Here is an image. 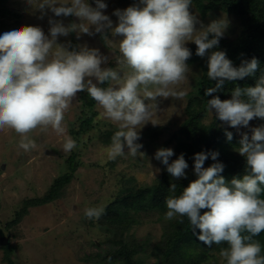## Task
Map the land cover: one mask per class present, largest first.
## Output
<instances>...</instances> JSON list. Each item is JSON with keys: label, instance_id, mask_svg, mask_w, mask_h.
<instances>
[{"label": "clouds", "instance_id": "1", "mask_svg": "<svg viewBox=\"0 0 264 264\" xmlns=\"http://www.w3.org/2000/svg\"><path fill=\"white\" fill-rule=\"evenodd\" d=\"M107 7L105 0H39L37 18L48 17L47 34L42 27L31 25L0 34V131L15 132L23 151L37 148L30 137L37 129L65 136V153L76 149L77 141L65 135L64 118L78 94L86 92L102 109L103 117L118 128L105 149L107 159L145 156L139 151L143 148L137 142L139 130L149 122L156 125L157 98L183 100L187 95L177 91V86L190 71L188 43L196 45L197 56H207V78L216 82L205 90V96L220 91L225 82L254 77L259 71L255 57L241 60L237 67L225 51L216 50L228 21L214 20L204 26L190 11L192 0H137L113 11L115 23L105 14ZM69 16L79 23L66 25L57 19ZM71 33L78 39L81 34H99L112 42L109 36L119 37L115 41L119 69L105 66L109 57L98 48L58 43L59 37ZM206 110L237 130L247 128L254 119L264 120V74L254 86H235L230 99L213 95L206 101ZM225 136L232 141V132L225 130ZM236 151L245 158V174L230 182L221 175L225 165L219 162L218 151L195 153L197 179L179 195L175 194L177 184L170 183L172 195L166 197L164 219L186 217L192 234L204 245L226 244L219 253L225 264H264L262 246L253 239L264 233V124L251 129V138L242 133ZM173 155V149L162 147L154 159L174 179L186 178L189 165L184 154L170 162ZM209 158L213 163L205 167ZM103 213V207L84 210L89 220H98Z\"/></svg>", "mask_w": 264, "mask_h": 264}, {"label": "rangeland", "instance_id": "2", "mask_svg": "<svg viewBox=\"0 0 264 264\" xmlns=\"http://www.w3.org/2000/svg\"><path fill=\"white\" fill-rule=\"evenodd\" d=\"M38 2L39 0H8L9 8L20 12L22 17L17 27L3 32L31 25L42 27L47 34L48 17L46 16L43 20L37 18L40 15L37 10ZM62 2L67 3L68 0H62ZM136 2L105 0L108 5L105 14L109 15L115 23L117 18L112 15L113 11L127 8ZM89 3H92V0H89ZM190 11L204 26L214 20L226 19L228 28L224 36L227 38H234L239 34L241 25L239 18L234 14L213 11L203 19L195 8ZM49 15L52 14L49 13ZM57 19H63L66 25L73 22L79 23V20L72 16ZM200 26L198 23L197 29ZM72 38L78 41L79 46L98 48L103 55L109 57V62L105 66L119 69L120 66L115 62L119 55L118 42L115 41L119 40V37L109 36V39L114 41L112 42L104 40L99 34L91 37L81 34L78 39L76 33H71L68 37H59L58 43L67 45ZM192 44L194 43H188L187 47ZM188 65L190 68L187 73L188 78L177 86V91L187 93L183 100L157 98L159 111L154 114L153 122L156 125L168 127L156 139L158 144L164 143L169 134L177 129L185 118L184 110L188 101V93L193 91L194 81L200 71L199 66L189 63ZM82 94L83 92L78 94L77 99L72 102L65 113V135L72 139L70 128L77 125ZM230 98L231 96L228 97ZM145 103H151V101L146 100ZM96 109L100 127H108L109 125L105 123L110 121L103 117L102 109L98 105ZM211 116L212 114L209 113L205 120L209 121ZM221 124L224 123L221 122ZM262 124L264 123L252 120L247 128H239L238 134L241 136L242 133H247L251 136V129ZM151 125H153L151 122L147 123L139 130V133ZM224 125L227 126V124ZM30 137L36 142L37 148L25 152L18 147L20 137L15 132L7 129L0 131V228L3 229L5 235L10 237H12L11 234L16 233L11 240L14 250L10 258L15 264H92L83 260V257L99 250L94 242H98L101 246L100 242H103L105 234L100 231L96 219L85 218L84 210L89 207L105 208L112 200L109 199L118 192L122 176L120 173L127 176L134 175L140 183L149 184L159 176L164 167L154 159L156 151L148 153L143 147L139 151L147 154V158L126 154L117 157L116 163L111 168L108 165L111 160L107 159L105 151L110 144H103L96 140L86 149L80 150L84 163L77 169L64 195L44 205L30 206L21 222L8 230L4 224L13 219L16 212L25 205L26 200L42 197L48 192L55 178L63 174L67 168L65 158L68 153L62 149L65 136H57L51 129L47 132L37 129L30 133ZM140 137L141 141H149V138L144 135ZM83 138L86 139L87 135ZM165 148H171V146L168 145ZM190 172H194L193 166L186 169V175H190ZM159 215L158 211L142 212L139 215L142 222L134 227L138 238L150 236L154 242L159 240L161 236ZM0 264H9L5 259V250L1 246Z\"/></svg>", "mask_w": 264, "mask_h": 264}, {"label": "trees", "instance_id": "3", "mask_svg": "<svg viewBox=\"0 0 264 264\" xmlns=\"http://www.w3.org/2000/svg\"><path fill=\"white\" fill-rule=\"evenodd\" d=\"M124 1L132 3L137 0ZM193 8L199 12L203 19L213 11L236 15L241 25L239 34L234 38L223 36L216 50L225 51L227 58L237 67L241 60H250L255 57L260 62L259 71L254 77L225 82L220 91L205 96V90L214 87L216 82L207 78V56L203 58L197 56L195 54L196 45H190L192 56L187 63L199 66L200 71L194 81L193 91L188 93L184 120L162 144H158L156 139L162 131L168 129L164 125L148 126L139 134L148 137L149 141L140 139L137 142L141 143L148 153L156 151L155 149H159V147L165 148L170 145L174 151L170 162L183 153L189 166H193L192 157L195 153L218 151V160L225 165L221 175L226 182H230L233 177H242L245 174V158L236 151L241 136L236 128L221 124L214 114L209 121H206L205 119L210 113L206 110V101L213 95L219 96L221 100L228 99L235 86H254L256 79L264 74V0H192L190 10ZM21 17L20 12L9 8L8 0H0V33L17 27ZM70 42L72 47L79 46L75 38H72ZM80 98L81 111L77 116V125L70 128V133L77 141L78 147L66 156V171L55 178L48 192L42 197L27 199L25 205L16 212L13 219L4 224L6 229L10 230L19 224L28 213L30 206L44 205L64 195L67 185L74 178L77 169L84 163L80 150L86 149L96 140L103 144L111 143V137L118 130L117 126L107 122L105 124L109 125L108 127H100L96 117L98 111L95 101L86 92H83ZM254 121L264 123V120L259 118ZM225 130L233 133L232 141L229 142L226 139ZM84 135H87L86 139L83 138ZM81 146L84 148H80ZM147 157L146 154L144 158ZM116 160L117 158L111 160L108 164L109 167L112 168ZM212 163L213 161L209 158L205 161L204 166L208 167ZM163 167L159 176L149 184L140 183L134 175L127 176L120 173L122 176L118 192L109 199L112 200L108 202L104 213L97 220L98 227L105 234V238L103 242H100L101 246L98 242H94L99 250L86 255L83 260L92 264H225L219 253L222 248L227 246L226 244H213L211 248L204 245L192 234L186 217L164 219V214L167 211L165 200L166 197L172 195L169 192L170 183L177 184L175 194L179 195L184 187L197 179V176L194 172H190L186 178L177 180L166 172L164 165ZM151 211L160 212L161 236L157 242H154L150 236L138 238L134 231V227L142 222L139 215L142 212ZM11 235L9 243L0 246L5 250V259L8 263L15 264L10 255L14 250L11 240L16 233ZM253 239L260 242L261 254L264 255V233Z\"/></svg>", "mask_w": 264, "mask_h": 264}, {"label": "water", "instance_id": "4", "mask_svg": "<svg viewBox=\"0 0 264 264\" xmlns=\"http://www.w3.org/2000/svg\"><path fill=\"white\" fill-rule=\"evenodd\" d=\"M9 243V236L5 235L3 229L0 228V245H6Z\"/></svg>", "mask_w": 264, "mask_h": 264}]
</instances>
